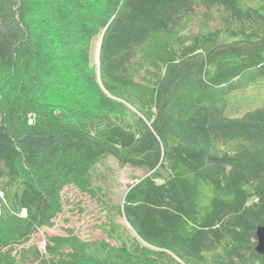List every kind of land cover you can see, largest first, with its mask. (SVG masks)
I'll return each instance as SVG.
<instances>
[{"label":"trees","instance_id":"obj_1","mask_svg":"<svg viewBox=\"0 0 264 264\" xmlns=\"http://www.w3.org/2000/svg\"><path fill=\"white\" fill-rule=\"evenodd\" d=\"M200 15L219 28L155 45ZM142 63L157 72L141 89ZM66 64L89 107L45 101ZM262 78L264 0H0V264H264V102L226 113ZM109 160L138 175L106 239L68 229L40 248L63 190Z\"/></svg>","mask_w":264,"mask_h":264},{"label":"rangeland","instance_id":"obj_2","mask_svg":"<svg viewBox=\"0 0 264 264\" xmlns=\"http://www.w3.org/2000/svg\"><path fill=\"white\" fill-rule=\"evenodd\" d=\"M252 3H261V0H247ZM219 28L215 19L209 22L202 15L186 20L184 25L168 38L162 37L157 40L159 43H173L174 41L186 39L197 32L211 31ZM98 43H96L92 66L97 67L98 63ZM142 77L138 79L139 87L145 88L151 79L156 75V70L142 63ZM50 91L45 95L48 104H55L59 110L64 112L79 106L89 107L87 104L92 99L90 93L84 91L80 81L75 79L70 64L61 68L56 81ZM136 89L124 92L133 96ZM118 99L122 103L121 99ZM264 102V78L244 82L242 87L229 95L226 113L231 118L241 117L247 111L259 108ZM105 166L96 170L97 180L88 190H81L76 186H68L62 192L61 213L54 220L51 228H43L37 233L32 241L40 248L44 247L46 236L65 235V230L71 229L84 241H96L106 239L100 232L99 226L107 219L108 209L111 205H116L122 198L127 185L132 178L138 174L117 166L113 160L104 163ZM105 183H102L104 182ZM2 194L0 193V196ZM111 216V215H110ZM118 231L125 237H134L132 229L123 218L114 217ZM108 241V240H107Z\"/></svg>","mask_w":264,"mask_h":264},{"label":"water","instance_id":"obj_3","mask_svg":"<svg viewBox=\"0 0 264 264\" xmlns=\"http://www.w3.org/2000/svg\"><path fill=\"white\" fill-rule=\"evenodd\" d=\"M256 246L255 252L257 254L263 255L264 254V226H259L256 229Z\"/></svg>","mask_w":264,"mask_h":264}]
</instances>
